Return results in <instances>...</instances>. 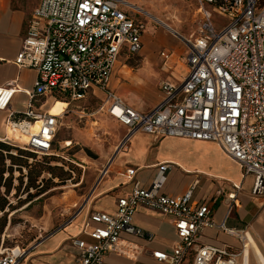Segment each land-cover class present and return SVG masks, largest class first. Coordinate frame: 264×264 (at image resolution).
I'll list each match as a JSON object with an SVG mask.
<instances>
[{
	"label": "built area",
	"instance_id": "built-area-1",
	"mask_svg": "<svg viewBox=\"0 0 264 264\" xmlns=\"http://www.w3.org/2000/svg\"><path fill=\"white\" fill-rule=\"evenodd\" d=\"M185 1H196L201 16L196 34L181 36L188 48L186 76L179 83L162 82V101L141 112L109 89L120 58L136 56L142 48L145 24L125 10L136 11V7L122 0H41L15 58L19 68L33 69L38 75L34 90L28 93V109L20 116L10 113L7 119L6 129L26 138L18 148L37 156L52 155L60 120L76 110L85 114L86 107L80 109L79 104L98 98L100 92L104 98L96 113H106L126 126L129 133L125 142L136 132L156 139L213 142L241 167L243 177L255 175L253 193H263L264 0ZM215 16L225 22L223 27L216 24ZM160 56L164 63L170 59L168 52ZM17 91L12 85L0 87V110L9 108ZM48 98L66 103L62 115L43 111L49 106ZM38 100H42L39 107L35 105ZM9 139L6 136L1 142L9 144ZM169 170L170 164L160 165L150 188L136 182L132 192L118 201L114 214L94 212L88 216L85 228L91 224L95 227L84 233L92 242L79 236L69 239L79 250L77 264H103L124 233L151 240V234L133 224L140 206L175 222L179 243L171 253L154 251L152 256L158 264H251L248 244L240 251L228 246H196L206 228L231 235L236 232L227 228L229 213L217 223L209 206H195L193 189L177 196L162 194ZM128 174L133 178L135 172ZM27 254L19 247L1 252L0 264H20Z\"/></svg>",
	"mask_w": 264,
	"mask_h": 264
},
{
	"label": "crops",
	"instance_id": "crops-1",
	"mask_svg": "<svg viewBox=\"0 0 264 264\" xmlns=\"http://www.w3.org/2000/svg\"><path fill=\"white\" fill-rule=\"evenodd\" d=\"M40 3L41 0H0V87L12 85L18 90L9 108L0 110V141L8 136L6 123L10 113L20 116L28 109V93L34 90L38 77L33 69L19 68L15 58L26 36L31 15ZM177 35L180 34L163 30L153 34L144 32L139 54L120 58L109 89L127 105L141 112H148L157 106L163 98L160 90L162 82L179 83L187 73L185 57L188 48ZM161 52L170 53L168 62L164 63ZM137 57L140 58L138 65L121 63L126 58ZM97 96L99 99L90 100L99 102V105L104 94L98 92ZM41 103L42 100H38L35 105L39 107ZM47 103L49 106L43 111L49 109V112L63 114V106L58 102L48 98ZM99 114L118 122L106 113ZM111 124L117 141L114 145L97 150L91 143L84 142L90 153L101 155L97 164L101 179L95 186L92 201L87 205L91 212H88L81 227L71 225L41 240L20 264H77L79 250L69 239L79 236L87 243L92 242L84 233L95 227L91 224L85 228L88 216L94 212L114 214L118 201L132 192L136 182L143 188L152 186L159 175V166L163 164H170V170L166 174L162 194L177 196L193 189V204L209 206L215 222H222L229 213L226 225L236 234L206 228L196 246H228L233 251H240L243 244H248L251 264L264 259V192L253 193L255 175L243 177L241 167L225 156L213 142L178 137L156 139L143 132L134 133L125 142L129 129L119 122ZM130 170L135 172L133 178L128 174ZM231 195H235L234 199ZM133 224L151 234L152 239L122 234L117 247L105 256L103 264H158L152 253L158 250L171 253L179 243L174 220L159 212L140 206Z\"/></svg>",
	"mask_w": 264,
	"mask_h": 264
},
{
	"label": "rangeland",
	"instance_id": "rangeland-1",
	"mask_svg": "<svg viewBox=\"0 0 264 264\" xmlns=\"http://www.w3.org/2000/svg\"><path fill=\"white\" fill-rule=\"evenodd\" d=\"M122 1L129 7H136V11L125 8L136 17L138 22L146 25L145 32L148 34L163 30L188 38L189 35L196 34L201 21L196 1ZM207 9L211 11L212 7L207 6ZM215 22L220 24V28L225 23L217 16H215ZM162 23L168 25L175 32ZM180 35L177 36L182 40ZM127 60L129 58L121 63L131 66L140 63L138 57ZM181 71L184 72V69ZM98 103L88 100L86 103L79 104L80 109L86 107L85 114L81 113V110H76L77 114L70 113L62 118V126L55 138L52 155H28L32 153L18 148L26 141V138L23 140V136L18 132L13 134L7 130L12 141L7 145L13 148L10 153L21 158L24 164H28L29 170L34 175H39L37 185H40L39 189L42 191L31 189L28 192L26 188L28 170L23 169L24 183L20 185L18 178L21 174L17 171V167H14L13 188L8 196V201L12 204L13 209L6 210L7 225L1 236L0 254L19 247L28 252L26 257L28 258L39 242L46 237L71 225L81 227L90 211L87 205L92 201L91 197L95 186L101 179L97 170L101 155L100 153L98 155L90 153L84 142L91 143L97 150L110 147L117 142L111 122H118L97 114ZM91 114L95 116L91 117ZM18 150L24 153L18 152ZM9 166L10 161H6V168L8 169ZM251 176L253 175L246 177L251 178ZM8 177L9 174L6 173L4 180ZM17 189H19L18 192ZM0 217H4V214H0ZM23 261L25 260L23 259Z\"/></svg>",
	"mask_w": 264,
	"mask_h": 264
},
{
	"label": "trees",
	"instance_id": "trees-1",
	"mask_svg": "<svg viewBox=\"0 0 264 264\" xmlns=\"http://www.w3.org/2000/svg\"><path fill=\"white\" fill-rule=\"evenodd\" d=\"M18 149V148H16ZM13 148L6 143L0 142V214H4V217H0V243H1V236L4 233L5 227L7 225L6 221V210L13 209L12 204L8 201V196L10 195L12 188H13V174H14V167H17V171L20 172L21 176L18 178L20 185L24 183V174L23 169L28 170V175H26L27 184L26 188L28 192L31 189H36L38 191H42L39 189L40 185H37L39 175H34L30 169L28 164H24L21 158L14 156L10 152ZM18 152L24 153L21 150ZM28 154V153H27ZM33 156V154H28ZM6 161H10V166L8 169L6 168ZM8 173L9 177L4 180L5 174ZM19 189H17L18 192ZM31 196V194H29Z\"/></svg>",
	"mask_w": 264,
	"mask_h": 264
},
{
	"label": "bare ground",
	"instance_id": "bare-ground-1",
	"mask_svg": "<svg viewBox=\"0 0 264 264\" xmlns=\"http://www.w3.org/2000/svg\"><path fill=\"white\" fill-rule=\"evenodd\" d=\"M161 22V21H160ZM162 24H164L166 27H168L170 30H172L168 25H166L165 23H162ZM173 31V30H172ZM173 32H175V31H173ZM61 106H63V112H64V108L66 107V103H64V102H61V101H59L58 102ZM50 114H52V115H55V116H60L59 114H57L56 112H50ZM62 115V114H61ZM23 140H24V137L22 138ZM262 258V257H261ZM261 261L262 262H264V259L262 258L261 259Z\"/></svg>",
	"mask_w": 264,
	"mask_h": 264
}]
</instances>
